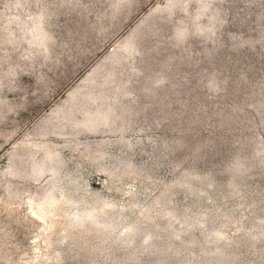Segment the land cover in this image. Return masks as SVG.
<instances>
[{
    "label": "rangeland",
    "instance_id": "obj_1",
    "mask_svg": "<svg viewBox=\"0 0 264 264\" xmlns=\"http://www.w3.org/2000/svg\"><path fill=\"white\" fill-rule=\"evenodd\" d=\"M235 157L251 176L224 172ZM127 245L264 264V0H0V264Z\"/></svg>",
    "mask_w": 264,
    "mask_h": 264
},
{
    "label": "trees",
    "instance_id": "obj_2",
    "mask_svg": "<svg viewBox=\"0 0 264 264\" xmlns=\"http://www.w3.org/2000/svg\"><path fill=\"white\" fill-rule=\"evenodd\" d=\"M245 80H246L245 77H242L240 79V83L245 82ZM158 82H162V81L158 80ZM209 85H210L211 89H213V90H216L219 87V85H217L214 81H211L209 83ZM239 108H240L239 106L234 107L233 108L234 113L237 114L238 111H239ZM210 142H213V140L207 141V142L201 143V144L195 143V144L190 145L189 147H186L187 145L185 146V144L183 143L182 139H174L171 142L170 148H174V150L178 151V149H180L181 147H183L182 149H184V147H186L184 150L188 151L189 154L194 155L197 158V156H199L200 153L203 152V149H205V147H207ZM161 145H164V143H161ZM262 152H263V148L259 149L257 151V153L255 152V155L256 156H257V154L261 155ZM125 162H128V161H125ZM241 162L242 161H240V159H237L235 157L234 161L232 163H230V165L225 167L224 172L228 173L227 175L231 176L234 179H237V178L239 179L243 175L251 176L254 164L251 163V164H247V165L245 164L244 165ZM128 164H132V163H128ZM127 168H128V166H127ZM137 169H139V166L137 167V165L136 166L133 165L131 167V173L132 172H136ZM200 178L202 179V181L208 182V185L211 188H213V186H214V185H212V183H217V181L212 179L211 175H209V174L203 175V177H200ZM233 183H235V181ZM202 193L203 192H200L199 195L202 194ZM189 228H193V227H189ZM129 244L131 245V244H133V242L131 241ZM191 244H193V243H191ZM125 247H126L125 249L127 251L126 252L127 255L125 257V260L123 262H119V263L115 262V264H170V263H173V261L178 260L177 256H179L177 251L173 250L171 247H168V248L165 247L166 249H164V248L160 249L159 247H157V249H155V247L154 248L153 247L152 248H143V252H145L146 258L150 257L151 255H155V254L159 256V257L158 256L157 257H153L150 261L146 262L145 259H141V257L140 258H136L135 257L137 255L136 254L137 249H136V252H135V249L133 248V246H128L127 245ZM101 250H102V248L100 246H95L92 249V255L97 254V252L101 251ZM253 250H254L253 247L250 246L248 252L249 253H253L254 252ZM237 256H239V253H236V256L234 255L233 260H235L237 258ZM114 257H115V255L113 254V252H111V253H109L106 256V259H108L109 261L110 260L111 261H115L116 258L114 259ZM262 258H263L262 260H264V254H263ZM258 264H263V261H260Z\"/></svg>",
    "mask_w": 264,
    "mask_h": 264
},
{
    "label": "bare ground",
    "instance_id": "obj_3",
    "mask_svg": "<svg viewBox=\"0 0 264 264\" xmlns=\"http://www.w3.org/2000/svg\"><path fill=\"white\" fill-rule=\"evenodd\" d=\"M35 29L39 32V35L41 36L40 38L43 39V37H45V34L43 32V29L41 28V25L38 24L35 26ZM34 31V30H33ZM93 120H95V117L93 116H88L87 118H85L83 124L86 126V127H90L93 125ZM38 170L40 171L41 170V167L39 166L38 167ZM189 183V182H188ZM191 187V186H190ZM61 188V187H60ZM58 204V201L56 199H54L53 197L49 196V197H46L43 204H41L38 208H37V211H38V215L40 217H42L43 214H51L53 212V208L56 207V205ZM87 217L88 218H91L93 219L94 218V214L91 212V213H88L87 214ZM48 218V217H47ZM72 219L73 221H79L80 219V216L78 214H73L72 215Z\"/></svg>",
    "mask_w": 264,
    "mask_h": 264
}]
</instances>
